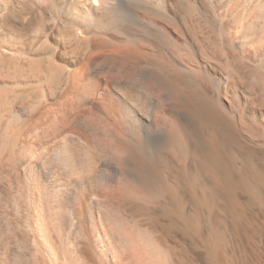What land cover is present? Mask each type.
Here are the masks:
<instances>
[{
	"label": "bare ground",
	"instance_id": "1",
	"mask_svg": "<svg viewBox=\"0 0 264 264\" xmlns=\"http://www.w3.org/2000/svg\"><path fill=\"white\" fill-rule=\"evenodd\" d=\"M195 250L264 264V0H0V264Z\"/></svg>",
	"mask_w": 264,
	"mask_h": 264
},
{
	"label": "rangeland",
	"instance_id": "2",
	"mask_svg": "<svg viewBox=\"0 0 264 264\" xmlns=\"http://www.w3.org/2000/svg\"><path fill=\"white\" fill-rule=\"evenodd\" d=\"M196 252V253H195ZM200 253V252H199ZM198 253V250H195V251H193V255H195V258L197 259L196 260V262H197V264L199 263V264H204V258H203V256L201 255V253L199 254ZM199 255V256H198ZM206 264V263H205Z\"/></svg>",
	"mask_w": 264,
	"mask_h": 264
}]
</instances>
